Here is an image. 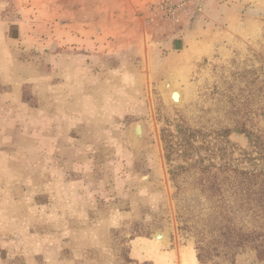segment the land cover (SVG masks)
Wrapping results in <instances>:
<instances>
[{
    "label": "rangeland",
    "instance_id": "obj_1",
    "mask_svg": "<svg viewBox=\"0 0 264 264\" xmlns=\"http://www.w3.org/2000/svg\"><path fill=\"white\" fill-rule=\"evenodd\" d=\"M263 79L264 0H0V264H264L220 240Z\"/></svg>",
    "mask_w": 264,
    "mask_h": 264
},
{
    "label": "trees",
    "instance_id": "obj_2",
    "mask_svg": "<svg viewBox=\"0 0 264 264\" xmlns=\"http://www.w3.org/2000/svg\"><path fill=\"white\" fill-rule=\"evenodd\" d=\"M260 83L262 85L259 84L257 86L258 93L264 90V79ZM260 111L264 113V104L260 106ZM238 129L247 136L255 149L258 148L259 156L264 158L262 135L246 129L245 126ZM236 171L237 175L234 178L236 183L235 186H231L233 189L230 192L233 196L234 204L228 205L232 215L228 216V210L222 212L224 219L229 222L221 224L220 240L226 246L239 248L250 246L258 254H264V168L256 171ZM234 206L235 210L250 216L252 226L244 228L243 225L237 226L233 223V215L236 212L232 210ZM197 255L198 259H201L200 253Z\"/></svg>",
    "mask_w": 264,
    "mask_h": 264
},
{
    "label": "bare ground",
    "instance_id": "obj_3",
    "mask_svg": "<svg viewBox=\"0 0 264 264\" xmlns=\"http://www.w3.org/2000/svg\"><path fill=\"white\" fill-rule=\"evenodd\" d=\"M173 78H174V72L172 70H166L164 73V88L166 90H168L170 92V98L171 101L174 103H177L180 101L181 98V93L180 90L175 88L174 84H173ZM133 131L134 133L137 135V138L140 136L139 134H141V129H140V125L138 122H136L133 125ZM142 137V135H141ZM166 238V234L164 232H157V234L154 235V240L155 241H164Z\"/></svg>",
    "mask_w": 264,
    "mask_h": 264
},
{
    "label": "water",
    "instance_id": "obj_4",
    "mask_svg": "<svg viewBox=\"0 0 264 264\" xmlns=\"http://www.w3.org/2000/svg\"><path fill=\"white\" fill-rule=\"evenodd\" d=\"M139 123V122H138ZM139 125H140V129H141V134H139L140 136L137 138V135L134 133V131H133V126H132V128H131V132H132V135H133V137L134 138H136V139H139L140 137H141V135H142V133H143V127H142V124L141 123H139ZM149 176H150V174L149 173H146V174H144V175H141L140 176V178H141V180L143 181V182H146L147 180H148V178H149ZM157 232H159V231H156L154 234H153V236H152V238L154 239V235L155 234H157ZM166 234V233H165ZM167 236V235H166Z\"/></svg>",
    "mask_w": 264,
    "mask_h": 264
},
{
    "label": "built area",
    "instance_id": "obj_5",
    "mask_svg": "<svg viewBox=\"0 0 264 264\" xmlns=\"http://www.w3.org/2000/svg\"><path fill=\"white\" fill-rule=\"evenodd\" d=\"M176 7H181V3H178Z\"/></svg>",
    "mask_w": 264,
    "mask_h": 264
}]
</instances>
